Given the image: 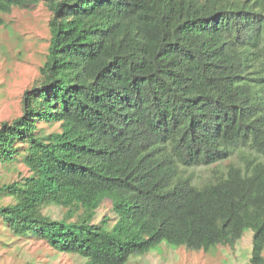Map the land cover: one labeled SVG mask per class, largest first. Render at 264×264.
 <instances>
[{
    "label": "trees",
    "instance_id": "16d2710c",
    "mask_svg": "<svg viewBox=\"0 0 264 264\" xmlns=\"http://www.w3.org/2000/svg\"><path fill=\"white\" fill-rule=\"evenodd\" d=\"M41 3L46 59L0 125L1 162L29 174L0 185V220L88 264L251 228L264 264V0H0V23ZM235 154L203 185L184 175ZM107 200L114 224L96 221Z\"/></svg>",
    "mask_w": 264,
    "mask_h": 264
},
{
    "label": "rangeland",
    "instance_id": "374dc122",
    "mask_svg": "<svg viewBox=\"0 0 264 264\" xmlns=\"http://www.w3.org/2000/svg\"><path fill=\"white\" fill-rule=\"evenodd\" d=\"M3 19L0 23V125L21 114L23 93L40 76L51 36V11L41 3L31 8H14ZM230 163L244 164L241 156L235 154L209 166L184 168V175H191L195 184L203 185L225 172ZM28 174L22 157L12 162L0 160V185ZM12 201L10 196H0V205ZM52 211L56 218L66 215V209L61 207H52ZM104 215L110 216L114 224L116 216L110 200L98 209L96 221ZM252 236L253 230L248 228L234 246L218 244L200 250L164 240L145 253L131 255L125 264H252ZM0 264L88 263L82 256L54 250L43 240L14 235L0 220Z\"/></svg>",
    "mask_w": 264,
    "mask_h": 264
}]
</instances>
